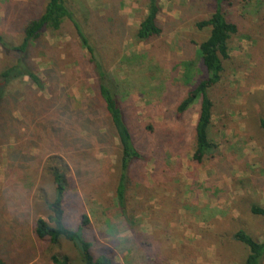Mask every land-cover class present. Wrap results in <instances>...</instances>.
<instances>
[{"label":"rangeland","instance_id":"1","mask_svg":"<svg viewBox=\"0 0 264 264\" xmlns=\"http://www.w3.org/2000/svg\"><path fill=\"white\" fill-rule=\"evenodd\" d=\"M65 2L105 70L132 83V98L125 102V108L153 128L151 133L133 131L137 144L149 146L145 154L150 160L132 167L125 216L109 202L117 147H111L112 154L99 141L102 136L88 138L92 150L87 151V157L95 164L84 161L73 147L68 149L73 177L65 198V225L76 229L81 216L87 215L89 224L83 230L92 244V255L105 254L115 264H242L247 252L232 235L242 229L254 240L264 241V218L249 211L253 204L264 207V132L259 127V121H264V0H227L223 7L237 32L228 40L229 57L222 62L221 79L208 90L212 102L208 136L216 148L199 164L192 161L199 103L179 119L173 114L187 91L205 75L196 50L209 29L198 30L195 24L209 18L212 1L159 0L158 23L163 33L148 44L135 39L146 14V0ZM45 3L0 0V35L4 40L17 45L21 29L41 13ZM100 21L114 30L108 35ZM39 40L41 48L32 52V61L40 78L56 86L55 99L78 105L94 96V74L72 24L64 21L59 31L44 33ZM159 44L166 46L162 53L158 52ZM152 46L156 47L153 54ZM144 55L146 59H139ZM124 58L130 62L122 65ZM13 60L0 48V72ZM149 67L157 69L149 74L145 72ZM3 85L0 78V87ZM47 89L45 84L44 91L36 90L26 78L10 85L9 118L23 119L19 122L22 128L28 112L33 114L25 130L34 136L20 130L19 137L7 134L1 138L0 264H54L53 256H67L71 264H82L73 243L61 239L51 244L33 233L35 220L47 218L46 202L53 198L47 159L62 154L58 147L65 150L52 143L53 139L40 137L39 141L35 136L37 108L41 113L42 102L50 98ZM24 103L28 104L27 113L21 105ZM145 134L149 135L144 140ZM158 152L167 166L154 162ZM88 163L87 170L94 165L99 172L111 174L110 179L100 181L110 191L95 193L89 201L73 172L74 166L81 164L82 175L88 176ZM32 164L37 167L35 176L29 175Z\"/></svg>","mask_w":264,"mask_h":264},{"label":"trees","instance_id":"2","mask_svg":"<svg viewBox=\"0 0 264 264\" xmlns=\"http://www.w3.org/2000/svg\"><path fill=\"white\" fill-rule=\"evenodd\" d=\"M211 1L213 12L209 18L195 24L198 30L209 29L207 38L198 45L196 50V55L200 60L205 75L193 88L187 91L185 97L179 101L173 114L176 119H179L195 102L199 103L197 120L193 128L195 141L192 154V161L198 164L205 157L210 156L216 148L208 136L212 117V102L208 96V90L220 81L223 72L222 62L229 57L228 40L237 32L236 25L228 21L223 11L227 0ZM159 13V0H146V14L139 22L135 32L137 42L148 44L152 41L155 42L157 38L161 37L163 30L158 23ZM64 21H69L72 24L79 45L85 51L87 63L94 74L95 88L93 87L92 89L94 96L78 105L75 101L71 103L62 98L58 99L56 97V100L53 96L56 86L51 84L52 82L49 80L46 82L40 78L36 64L32 61V52L42 44L39 40L41 35L47 32L52 34L59 31ZM100 23L106 28L108 35L114 30L106 21H100ZM113 24L117 28L119 21H114ZM0 48L14 59L11 66L0 72V78L4 82L3 87H0V142L2 141L1 138L7 134L19 137L18 132L20 130H23L24 135L27 133L28 136H34L27 129L25 130L28 127V122H31L34 116L28 112L27 103L21 104L24 112H28V120L24 119L22 128L19 122H23V119L13 120L9 118L13 96L10 85L15 82H22L26 78L29 84L33 85L38 91H44L46 84L50 97L42 102L44 109L41 113L39 107L37 108V111H39L37 113L38 116H36L38 120L37 133H35L37 140L41 141L40 137L44 141L50 138L53 139L52 143H58L63 150L65 148L62 151L57 146L58 152L60 151L62 154L60 156L53 155L47 159L53 186V198L51 201L46 202V208L49 212L47 218L35 220L33 228L35 237L39 240L46 239L51 244H57L59 240L63 239L73 243L75 247H77L75 241L78 240L82 246V250L79 249L82 264H115L113 259L105 254H100L97 257L92 255V244L85 239L83 230L84 226L89 224L87 215L83 214L81 216L80 224L76 229L68 228L65 225V198L71 185L70 177H73L68 165L69 160L66 152L73 147V150L79 151V156L83 157L84 161L95 164L87 157V151L92 150V146L87 142L88 138L102 136L103 140L99 141H102L101 144L109 148L112 154H114V150L111 147H117L116 164L112 173L114 174L113 179L109 176L111 175L109 174L110 172L101 173L94 165L87 170V166L90 163L85 164L88 176L82 175L81 164L75 165L73 172L80 179V189L87 201L92 199L95 193L101 192L104 194L110 191V187L104 188L101 182L107 177L111 178L110 184L113 185V198L109 202L118 207L125 216V210H128L126 194L130 187L129 181L132 167L138 162L146 161L147 163L150 160L145 154L149 146H142L141 142L140 145L137 144L132 138L133 131L140 132L142 129L150 133L153 131L150 125L139 122L132 110L125 108V102L132 98V83L125 79L122 80L114 72L105 70L103 63L97 57L94 47L78 24L72 11L66 5L65 0H46L41 13L27 22L21 29L19 43L17 45L9 44L0 35ZM155 49L156 47L152 46V54ZM157 49L159 53H162L166 46L159 44ZM143 57L146 59V55L139 57V59H143ZM127 60L128 58H124L120 61V64H125ZM128 61L130 62V60ZM156 69L157 67H149L145 72L152 74ZM102 122H105L106 125L102 124ZM259 127L264 132L263 120L259 121ZM60 129L61 132L59 131ZM148 135H144V140ZM137 138L139 139V137ZM139 148L143 150L142 153ZM102 149L101 151H105L104 148ZM161 158L162 155L158 152L157 156L154 157V162L161 167L167 166V162L163 164ZM22 159H27V155H22ZM33 167L34 169H31L29 175L35 176L37 167L34 165ZM97 199L102 200L103 198L97 197ZM249 211L253 216L264 218L263 206L253 204L250 206ZM128 225H131V223H128ZM232 240L241 244L247 252L242 264H263L264 241L258 242L254 240L242 229L232 235ZM51 260L54 264H71L67 256H53Z\"/></svg>","mask_w":264,"mask_h":264},{"label":"water","instance_id":"3","mask_svg":"<svg viewBox=\"0 0 264 264\" xmlns=\"http://www.w3.org/2000/svg\"><path fill=\"white\" fill-rule=\"evenodd\" d=\"M75 243H76L77 248L82 250V246H81L80 242L78 240H76Z\"/></svg>","mask_w":264,"mask_h":264}]
</instances>
